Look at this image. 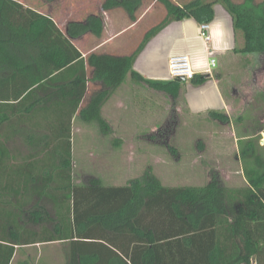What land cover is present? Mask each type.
<instances>
[{
	"label": "trees",
	"instance_id": "trees-1",
	"mask_svg": "<svg viewBox=\"0 0 264 264\" xmlns=\"http://www.w3.org/2000/svg\"><path fill=\"white\" fill-rule=\"evenodd\" d=\"M159 1L166 16L131 54L92 52L85 59L74 40L101 35L100 11L69 19L62 29L48 10L0 0V201L5 190L12 205L7 212L0 208V264L12 262L16 246L42 242L62 243L65 264H250L252 259L264 264V159L255 154L251 140L241 148L242 157L252 162L242 168L245 180L239 186L224 185L215 171L201 185L168 186L151 166L123 185H104L93 176L73 182L70 139L76 111L100 123L102 101L127 76L173 99L178 96L182 78L150 79L133 69L146 43L169 22L193 17L209 23L219 3L242 36L233 51L264 55V0ZM140 3L101 0L100 6L122 8L135 20ZM86 63L92 68L90 79L102 85L87 109L79 108ZM209 77L196 73L189 81L202 84ZM208 114L230 121L223 112ZM51 192L58 195L51 202L52 217L45 203L29 201Z\"/></svg>",
	"mask_w": 264,
	"mask_h": 264
},
{
	"label": "crops",
	"instance_id": "crops-1",
	"mask_svg": "<svg viewBox=\"0 0 264 264\" xmlns=\"http://www.w3.org/2000/svg\"><path fill=\"white\" fill-rule=\"evenodd\" d=\"M29 1L23 0L24 3H29ZM88 1L90 0H54L51 3H45L48 7V12H50L56 22L65 23L69 19L81 18L89 12H93V10L101 12L103 21L101 35L97 37L89 33L74 40V44L80 49L85 59L92 52L112 56L131 54L141 42L144 34L150 28L160 23L166 16V8L159 0H141L140 6L136 11L135 20H131L127 12L122 8L101 9V0H95L98 2V5L94 8H88ZM171 1L182 5L190 0ZM43 2V0H34V8L43 12ZM213 9L214 18L209 22L210 41L208 43L204 42L200 36L199 22L193 17L171 21L146 43L134 60L133 69L145 78L169 80L171 77L168 71V59L171 56L186 54L190 59L192 68L198 74L205 73V70L209 67L210 57H214L216 59L215 67L217 68H212L211 73H208L210 75L209 79L202 84H193L189 80L182 79L180 83L182 87L179 89L178 99L181 100L189 113L195 114L209 112L210 110L221 111L228 115L230 122H232L231 114L238 113L237 115H242L241 112L235 110L236 106H238V89L234 86L235 83L240 80L237 83L239 85L241 82L248 81L251 74L261 76L264 73V67L258 66V61L261 58L260 55L254 56L253 54L235 53L233 51L235 42L238 41L240 44L242 36L240 33L234 32L231 16L219 3L214 4ZM251 57H254V63L248 62V60H251ZM224 73L232 76V79H229L227 82V84L229 83L234 86L229 96L226 95L222 84ZM91 74L92 68L86 63L87 81L85 93L79 108L83 107L87 109L93 94L102 89L100 82L90 79ZM140 85H143V87ZM140 89L145 91L148 96L153 94V91L148 90V86L144 83L134 81L127 76L102 101L99 109L102 123H98L92 119H83L82 123L88 126V129L84 130L87 133L86 138L90 140L91 144L93 143V139L97 138L96 146L90 147L88 154L91 156H94V154H100L101 156L112 155L113 151L116 153L117 148L121 150L122 139L124 138L122 134L124 126L123 110L124 107H127L128 103L134 106L136 95ZM147 90L151 91L149 92L150 95ZM244 101L242 99L243 105ZM78 112L79 110L76 111L74 116L78 115ZM236 117L237 119L240 118V116ZM72 121L71 126L73 124ZM103 139L105 141L109 139V141L103 144L100 142ZM19 142L22 144L21 141ZM108 145L109 150H107ZM57 196V192H51L48 196L41 193L33 196L29 201L32 203H45L47 211L52 217L51 209L49 208H51V202L56 200ZM10 201L9 192L5 194L4 190L0 201V208L3 210L5 206L8 208ZM56 243L58 242H42L16 246V253L10 264L18 262L19 259L15 260V258L19 252L22 254L20 261L34 259L35 255L30 256L27 254V248L32 249V247L36 248ZM40 252L37 254L36 260L41 257ZM43 259L40 260L42 262L38 260L37 263L53 264V259L49 258L47 254H44ZM63 264H65V261ZM250 264H255L254 259H252Z\"/></svg>",
	"mask_w": 264,
	"mask_h": 264
},
{
	"label": "rangeland",
	"instance_id": "rangeland-1",
	"mask_svg": "<svg viewBox=\"0 0 264 264\" xmlns=\"http://www.w3.org/2000/svg\"><path fill=\"white\" fill-rule=\"evenodd\" d=\"M30 1L34 3V0ZM88 2V8L98 5L95 0ZM42 8L44 12L48 10L45 4ZM57 24L63 29L65 23ZM260 56L258 66L262 68L264 55ZM254 61V57L248 60ZM249 77L248 81L237 85L239 80L234 85L238 89V106L235 110L242 115L231 114L233 120L229 123L212 119L208 112L189 113L178 96L173 99L168 92L148 87V90L153 91L150 95L151 91L147 90L148 96L140 89L134 106L128 103L124 107L122 148H117L116 153L112 150V155L88 154L89 148L96 146L97 138L91 144L84 131L88 126L82 123L81 117L74 116L70 139L73 182L78 184L88 176H93L99 178L104 185H123L130 178L140 175L146 166H151L158 179L168 186L204 184L211 171L218 173L224 185L244 184L242 168L246 162H252V159L246 160L241 155L245 142L251 140L255 154L264 159V73L261 76L251 74ZM223 79L224 91L229 96L234 86L227 82L232 76L225 74ZM181 87L180 84V89ZM242 99L245 100L244 105ZM236 116L240 118L237 119ZM161 127H165V131L155 135ZM108 141L109 139H103L100 142L105 144ZM20 144L18 141V148L25 151V148L19 147ZM168 145L173 149L170 150ZM25 208L28 210L30 207L28 205ZM8 209L6 207L4 210L7 212ZM25 218H28L27 214ZM26 250L28 255H35L31 260L33 264L44 260V254L53 259V264H63L65 261L66 251L62 243ZM39 252L41 257L36 260ZM21 258L22 254L19 252L15 260Z\"/></svg>",
	"mask_w": 264,
	"mask_h": 264
},
{
	"label": "built area",
	"instance_id": "built-area-1",
	"mask_svg": "<svg viewBox=\"0 0 264 264\" xmlns=\"http://www.w3.org/2000/svg\"><path fill=\"white\" fill-rule=\"evenodd\" d=\"M199 30L204 42L208 43L210 41L209 23H199ZM208 66L205 73H211V69L216 66V59L214 57H210ZM168 71L171 78L180 77L185 80H190L196 74L186 54L171 56L168 59Z\"/></svg>",
	"mask_w": 264,
	"mask_h": 264
}]
</instances>
